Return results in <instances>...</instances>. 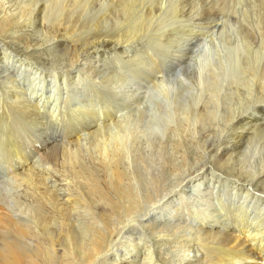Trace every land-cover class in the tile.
Instances as JSON below:
<instances>
[{
	"label": "rangeland",
	"instance_id": "374dc122",
	"mask_svg": "<svg viewBox=\"0 0 264 264\" xmlns=\"http://www.w3.org/2000/svg\"><path fill=\"white\" fill-rule=\"evenodd\" d=\"M0 1L1 15L17 8L15 2ZM143 1L145 12L154 8L155 15L148 30L128 41L119 42L118 37L124 36L121 29L129 21L113 17L110 8L113 5L109 1H96L90 4L93 9L88 7L87 16L82 18L83 22H91L88 27L83 26L89 29L85 35L90 34V39L84 36L85 28H82L75 38L65 40L61 34L49 40L44 28L34 32L33 23L28 24L30 27L19 34L30 31L33 39L30 50L39 51V60L23 56L24 44L18 39L14 40L18 42L14 45L9 44V40L0 42V140H4L0 141V199L9 206L28 205L26 187H19L14 179L16 168L18 172L20 169L13 163L14 152L9 154L12 159L3 154V144L5 141L8 144L7 131L14 127L21 129L22 148L29 159L27 165L31 161L30 166L36 163L38 168L49 172V185L57 190L68 186L65 182L68 174L62 160L56 162L55 171L47 157L51 147L60 150L65 146L78 163L84 162L91 167L92 158L99 163L100 145L105 151L118 141L125 155L126 168L162 176L166 162L167 170L172 167L168 162L173 159V149L177 145L182 146V151L187 152L188 148L194 154L191 155L193 159L209 160L223 152L228 145L227 139L232 141V127L241 117L257 115L261 119L259 125L264 128V103L256 99L257 95L264 94V0ZM38 7L34 8L35 12ZM106 10H109L107 18L102 20ZM175 10L178 13L174 16ZM125 21L126 24H122ZM95 24L99 27L95 28ZM61 44L69 51L75 47L81 49L78 65L67 68L69 57L60 56L57 50ZM19 109L30 115L23 112L13 115V111ZM108 124L112 126L92 139L94 132ZM249 133L250 144L244 146L239 158L243 165L236 170L251 169L250 177H255L264 169V133L259 126ZM203 144L207 152L201 148ZM176 158L175 163L179 165L182 158ZM188 168L182 178L175 177L173 169L170 171L166 182L170 190L167 197L159 199L155 205L145 206V209L149 207L150 215L138 224L132 222L130 233L114 240L110 256H104L107 263L102 264H111L116 251L126 255V247L130 245H133L128 248L132 251L130 257L137 251L151 248L150 264H186L190 258L192 260L197 251L188 248L192 243L189 242L191 230L176 234L174 240L180 244L170 252L167 251L170 244L167 248L161 247L163 255L159 257L156 249L162 244L159 243L161 238L153 237L144 227L151 223L149 217L155 212L162 213L158 221L165 220L164 216L168 221L176 216L173 226L180 225L183 219L196 225L205 214L217 213L226 220L232 218L230 215L245 217L252 222L251 231L264 228V194L254 189L252 193H258V197L249 193L256 198L253 199L246 190H241L249 178L236 180L215 171V178L205 179L201 175L204 174L202 169H206L204 162ZM95 170L100 171L99 168ZM191 177L195 183L190 186L199 185V189L186 188ZM258 177L253 182H258ZM208 179L211 182L207 183ZM60 193L64 197L65 192ZM159 204L157 211L154 210ZM221 209L227 211L221 213ZM229 225L233 227L232 223ZM133 248L138 250L133 251ZM136 264L141 263L137 261Z\"/></svg>",
	"mask_w": 264,
	"mask_h": 264
},
{
	"label": "bare ground",
	"instance_id": "6f19581e",
	"mask_svg": "<svg viewBox=\"0 0 264 264\" xmlns=\"http://www.w3.org/2000/svg\"><path fill=\"white\" fill-rule=\"evenodd\" d=\"M10 1V3L15 2L17 8L10 13L6 11L3 15L0 13V42L9 40L8 43L14 45L18 43H15L14 40L18 39L19 42L24 44H22L24 46L23 56L28 60H39L37 57L39 51L30 50L33 46V44L31 46V40L33 39L31 38L30 31L27 34H19L22 30L25 32L30 27L28 24L33 23L31 27L35 29L33 30L34 32H39L40 28H44L49 34V40L59 38L61 34L65 36V40L72 37L75 38L76 33L78 31L81 32L83 26L88 27L91 23L90 20V23L82 21L83 16H87L86 9L88 7L93 9L90 4L96 1H109L113 5L110 6L112 14L110 12L109 14L115 18H123L129 21V24L123 28L121 27L124 36L118 37V41L123 42L135 38L137 34L139 35L148 30L155 15L154 8H148V12H145L147 10L144 9L143 0ZM37 6L39 7L35 12L34 8ZM107 11L109 10L105 11V17L102 20L107 18ZM177 11L175 10L174 16ZM34 14L36 15L33 16ZM124 23L126 24V21L122 24ZM98 27V24H95V28ZM85 29L84 36L90 39V34L85 35L89 29L87 28V31ZM122 32H119V34ZM82 34L83 32L81 36ZM80 41L83 40L81 39ZM58 46L60 47H57L60 56H67L70 59V64H67L69 65L67 68L74 67L79 61L81 49L75 47L73 51H69L64 48L63 44ZM31 52L33 53L30 54ZM60 56H57L58 59ZM256 99L264 103V94L257 95ZM22 112L23 114H27L26 111L24 112V110L19 109V111H13V115L18 116ZM34 112L37 113V111ZM34 112L31 114L36 116ZM260 120L257 115L241 117L238 122L235 120V125L232 127L234 128L231 135L232 141L230 140L231 138H225L227 139L225 142L228 145L224 147L220 155L217 154L218 158L213 157L206 160L199 157L193 159L191 156L193 153L189 152L188 148L187 152L182 151V146L177 145L173 149V159L168 162L172 164V167L167 170L166 162L162 167V172L164 173L162 176H155L149 174L147 171L146 174L139 170L130 171V169L126 168L125 155L118 141L105 151L100 145L97 155L100 157L99 163L92 158L93 164L91 167L84 162L78 163L77 159L69 152V148L64 146L59 150L58 147L50 146L49 150L51 152L47 157L52 162L55 171L58 168L56 162L62 160L61 162L65 163V172L68 174V177L65 179V182H68V186L59 190H57V187L49 185V172H46L43 168L41 169V167L38 168L36 163L30 166L31 161L29 166L27 165L26 162L29 159L24 155L25 148H22L23 143L21 141L23 135L21 129L15 127L7 129L6 139H8V144L6 141V144H3L5 146V153L3 152V154L7 158H11L12 155L10 157L9 154L14 152V158L11 159L13 163L20 166L19 172L16 168L17 172L15 171L14 173V179L19 187L23 185L26 187L25 200L28 202V205L20 207L22 203L15 208V205L9 206L0 199V264H102L107 258L104 256H108L113 249L114 240L119 238L121 234L130 233L132 222L138 224V221L143 219V217L150 215L148 211L149 207L145 209V206L155 205L159 199L167 197L170 190L166 187V182L172 169L177 175L175 177L180 176L182 178L184 173L189 171L188 167L204 162L206 169H202L204 170V174H201L204 175L203 178H215V171H219L220 174L223 173L228 177L236 178V180L244 181V179L249 178L244 183H248L250 187L246 186L248 184H242L241 190H246L247 195L251 198H253L251 195L254 189L264 194V169L258 172L259 177L256 183L253 181L257 179L254 178L258 175L250 177L253 170L248 169L249 171H244L241 168L236 170V167L243 165V162L239 161V158L244 146L250 144L249 139H251V135L249 131L253 128L258 130L259 126L260 132L264 133V128L262 125H259ZM110 126L112 124H108L105 127L103 125V128L94 132L93 137L91 134L89 137L91 136L92 139H95L104 128ZM212 135L218 138L216 133H212ZM201 148L207 152L205 144ZM61 150L63 151L60 152ZM197 155L199 156V154ZM176 156L182 158L179 165L175 163L177 160ZM207 161L209 162L207 163ZM38 162L40 160L37 161V164ZM95 168H99L100 171L97 172ZM192 177L194 178L193 175ZM193 178L189 181L186 188L195 187L194 189H199V185L190 186L194 182ZM211 179H208L206 182H211ZM61 191L65 192L63 194L64 197H62ZM249 193L252 194L250 195ZM254 193L253 195H257V198L258 193ZM256 198L254 197L253 199ZM160 206L161 204L153 207V209L157 211ZM225 211L227 209H223L221 213ZM175 213L177 212L175 211ZM227 213L229 214L230 211L228 210ZM216 214H205V216L200 217L196 225H190L186 221L187 219H183L182 223H179L180 225L173 226L176 216L173 215V220L169 218V221L164 216L165 220L158 221L157 217L161 216L162 213L155 212L149 217L150 220L148 222L151 223L145 224L144 227L150 231L153 237L158 235L161 238L159 243L162 242V244L156 249L159 257L163 255V252L159 250L161 247L165 246L167 248L168 244H170L169 248H167V251L170 252V249L180 244L178 243L179 241H176L177 239L174 240L176 234L185 230H191L192 240L189 242L192 243L188 248L189 250L195 248L197 254L192 255L194 259L190 260V258L186 264H264V228L251 231L252 222L249 223L245 217L241 219L229 214L232 217H230V221L229 219H221ZM229 223H232V228H229ZM225 229L227 231H224ZM167 233L169 234L166 235ZM132 246L126 247L128 250L126 255H120L116 251V255H114V259L110 263L119 264L118 262H121L127 264V262H131L132 264H136L138 261L141 264H150L151 257L149 258V256H151V248H147L144 251H137L138 248H133V251H137V253L133 257H130L129 255L132 254V251L128 248ZM138 258L140 259L138 260ZM162 259H160V262H162Z\"/></svg>",
	"mask_w": 264,
	"mask_h": 264
}]
</instances>
